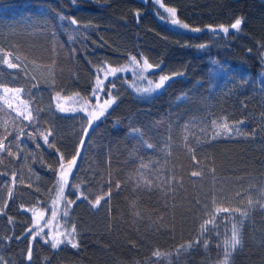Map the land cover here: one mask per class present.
Wrapping results in <instances>:
<instances>
[{"label":"trees","instance_id":"obj_1","mask_svg":"<svg viewBox=\"0 0 264 264\" xmlns=\"http://www.w3.org/2000/svg\"><path fill=\"white\" fill-rule=\"evenodd\" d=\"M162 2L200 33L153 0H0V264H264V0ZM133 58L160 93L117 75L94 95ZM58 96L115 102L85 132ZM74 157L59 220L78 247L53 249L35 217Z\"/></svg>","mask_w":264,"mask_h":264},{"label":"rangeland","instance_id":"obj_2","mask_svg":"<svg viewBox=\"0 0 264 264\" xmlns=\"http://www.w3.org/2000/svg\"><path fill=\"white\" fill-rule=\"evenodd\" d=\"M142 1H147V0H142ZM153 2L156 4L158 9L160 10V14L163 17V19L167 22V25L170 27L177 29L179 31L185 32V33H191V34H198L200 33L199 31H193L192 28H185L183 27L184 24H182L178 18L177 15L173 17L170 12L167 10L170 9L166 7L162 0H153ZM162 19V18H161ZM162 19V20H163ZM178 20V24L172 23L173 20ZM163 20V21H164ZM164 21V22H165ZM165 22V23H166ZM148 64H145L144 61L140 63L138 60L132 59L128 65L120 68V69H113L116 70L115 75H112L111 70H105L101 73L100 75V80H103V82L111 77H115L117 75H131L132 76V81L130 82V87L132 90L137 94V95H153L156 93H160L166 86L167 81L164 82V84L157 88L156 85L160 82H153L149 79L148 74L153 71L152 68H148ZM148 89L149 91H145ZM19 93L17 91H14L13 93L10 94H4L3 95V100L6 99L8 104L15 110H17V113H20L21 115H25L28 112L27 107L22 104V102L19 100L18 95ZM96 101H95V106H92L90 103L85 102L78 97H56L55 98V103L57 110L64 114V115H74L78 113H83L89 118V127L88 131L89 132L92 127L109 111V109L112 107L113 103L111 106L105 105L104 100L101 99V96H96ZM111 99V98H109ZM107 99V100H109ZM103 111L104 115H100V112ZM94 117H99L98 119H94ZM64 173L67 174V177L71 175L68 167L64 168L63 170ZM60 182L61 181V176H60ZM66 188V185L64 186V190ZM62 197L60 192H59V185H58V190H57V195L53 204V209L52 211L48 213H39L35 217V224H34V235L36 236H43L45 235L50 241L56 242L58 240H62L63 235H67V232L65 233L63 228L60 225V220H59V213H60V206H61V201ZM264 209V205H263ZM66 211H64L65 213ZM68 213V212H66ZM64 215V214H63ZM38 234V235H37ZM60 245V244H59ZM58 245V246H59Z\"/></svg>","mask_w":264,"mask_h":264},{"label":"snow or ice","instance_id":"obj_3","mask_svg":"<svg viewBox=\"0 0 264 264\" xmlns=\"http://www.w3.org/2000/svg\"><path fill=\"white\" fill-rule=\"evenodd\" d=\"M167 11L170 12L171 15H172L173 17H175V15H176L175 9H168ZM61 19H63V18H61ZM69 23L75 25V24L77 23V21L73 19V20H70ZM172 23H174V24H178L179 21L174 19V20L172 21ZM242 23H243V20H242L241 18H237V19L235 20V22L231 24L230 27H231L232 30H239V29H240V26H241ZM183 27L187 28L188 25H184ZM193 31H200V29H193ZM220 31H222V32H224V33H228V32H229V28H225V27L221 26ZM133 59H135V58H133ZM5 63H8V62L5 61ZM144 63L147 64V61L145 60ZM147 66H148V68H151V65H147ZM8 67H9V68H15V67H17V65H15V64H11V63H8ZM115 72H116V70H112V75H115ZM168 79H169V77H167V76H163V77H161L160 82L156 85V87H157V88L161 87V86L164 84V82L167 81ZM102 84H103V80H100V79L98 78V80H97V87H96V89L94 90V95L96 94V92H100V91L103 90V89L101 88V85H102ZM145 91H149V90L146 89ZM114 102H115V101H114V98H113V99H109V100H104V104H105V105H108V106H111V104L114 103ZM100 115H101V116L104 115V112L101 111V112H100ZM98 118H99V117H94V119H98ZM224 127H225L228 131H231V129L228 128L227 125H224ZM85 132H87V129H85ZM49 134H50V133H49ZM44 141H45V142L48 141V137H47V136L44 137ZM82 143H83V141H82ZM148 147L151 148L152 145L149 144ZM2 148H3V145L0 144V149H2ZM9 154H10V153H9ZM77 155H79V153H78ZM76 163H77V161H76V158H75V157H74L71 161L68 162V169H69L70 172H71V170L73 169V167L76 165ZM63 167H64V165H63L62 158H61V169H63ZM60 175H61V181H62V183H61L60 181H58V184H59V192H60V194H61V196H62V195H63V189H64V186L68 184V177H67V174L64 173L63 171H61V174H60ZM193 175H199V173H195V172H194ZM117 187H119V185H117ZM77 199H80V197H77ZM85 199H87V197H85ZM73 203H74V201H73ZM100 203H101V199H96L95 204H94L93 206H94V207H95V206H98V205H100ZM220 211H221L220 209H217V213H216V214L218 215ZM222 211L227 212L228 209H223ZM64 216H67V213H66V212L64 213ZM31 231H32V230L30 229L29 232H31ZM75 233H76V228H75V226H73L72 229H71V231H70L69 233H67V235L65 236V238H64L63 240H58V241L53 242V243L51 244L52 248H53V249L57 248L58 245L61 244V243H68V244H70L73 248L78 247V244H77V243L74 241V239H73V237L75 236ZM37 235H38V234H37ZM33 238H35V236H34ZM45 242H48V241H45ZM239 243H240V240H239L238 230H234V231H233V235H232L231 245H232L233 248H235ZM157 255H158V253H157ZM28 259H29V260L31 259V250H29Z\"/></svg>","mask_w":264,"mask_h":264}]
</instances>
